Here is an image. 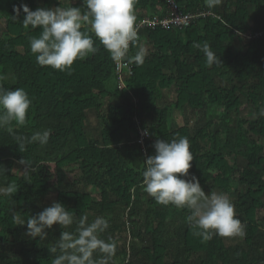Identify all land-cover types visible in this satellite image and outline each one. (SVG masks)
Listing matches in <instances>:
<instances>
[{"label": "trees", "instance_id": "16d2710c", "mask_svg": "<svg viewBox=\"0 0 264 264\" xmlns=\"http://www.w3.org/2000/svg\"><path fill=\"white\" fill-rule=\"evenodd\" d=\"M72 1L58 4L85 11L83 0ZM175 1L184 13L212 14L185 29L140 31L128 57L143 46L144 63H129L132 75L120 90L114 61L94 36L98 51L77 59L70 72L37 64L30 38L41 29L25 28V14L14 9L21 4L50 9L52 0H0V86L23 88L32 101L26 124H13L15 135L50 130L46 144L20 149L14 136L0 129V169L5 170L0 187L15 186L10 196H0V264H51L49 248L64 229L53 225L46 239L23 240L19 233L27 225L19 221L53 202L77 219L108 220L100 238L117 242L109 264H264V145L259 142L264 140V117L241 116L248 106L254 114L264 107V24L249 23L251 7L258 17L264 0H221L213 9L205 0ZM165 12V0H136V22ZM82 31L89 32L88 26L82 25ZM205 42L221 63L207 66L196 47ZM172 88L173 100L165 102L164 91ZM110 98L119 102L111 105ZM172 110L182 119L176 128L168 122ZM88 112L107 121L98 134L87 127ZM140 130L148 133L143 142ZM182 137L188 138L193 155L189 176L182 178L195 176L204 191L232 194L246 233L236 243L219 236L202 242L186 222L187 208L160 205L145 196L142 172L155 154L153 144ZM75 165L81 175L71 181L68 174ZM51 188L56 194L48 203Z\"/></svg>", "mask_w": 264, "mask_h": 264}, {"label": "clouds", "instance_id": "9594fccd", "mask_svg": "<svg viewBox=\"0 0 264 264\" xmlns=\"http://www.w3.org/2000/svg\"><path fill=\"white\" fill-rule=\"evenodd\" d=\"M220 2L205 0L209 9L215 8ZM135 4L136 0H83V13L80 7L31 10L26 4H21L14 11L17 15L21 10L25 14L22 22L25 28L41 29L38 37L30 38V51L37 64L60 72H70L77 59H84L98 51L93 36L114 62H124L127 57L128 63L137 66L144 63L146 50L143 46L128 57L130 45L135 46L138 42ZM82 25H87L89 32L82 31ZM196 47L204 54L207 66L221 63L207 42ZM31 103L23 88L10 90L0 86V129L13 135L20 149L29 143L44 145L50 137V130L47 129L35 131L30 137L15 135L13 124L17 127L26 124ZM254 115L264 117V108ZM153 147L155 154L144 162V192L157 204L187 208L190 214L186 222L202 242L214 236L242 238L246 235L244 225L226 193L206 194L195 176L191 179L182 178L189 176L193 159L187 137L171 141L157 139ZM4 171L0 169V174ZM14 191L15 186L11 184L0 187V196H10ZM25 223V234L32 239H46V230L53 225L64 229L59 240L49 248L50 253L54 254L51 264H109L116 254L117 242L112 238H100L109 228V222L103 216H97L91 222L87 215L77 219L62 203L53 202L35 216L19 221L20 225ZM73 224L76 225L75 229L68 230Z\"/></svg>", "mask_w": 264, "mask_h": 264}, {"label": "rangeland", "instance_id": "374dc122", "mask_svg": "<svg viewBox=\"0 0 264 264\" xmlns=\"http://www.w3.org/2000/svg\"><path fill=\"white\" fill-rule=\"evenodd\" d=\"M42 0H38V2L40 3ZM52 4L50 6V9H54L56 7H61L58 2H60V0H52ZM74 1V0H73ZM72 1V2H73ZM42 3V2H41ZM254 7H251V19L249 21L250 25L252 27H259L260 23L264 24V10L263 12L258 15V17H253L254 16ZM11 77H8V79L10 80ZM174 89L172 88L171 90L164 91V101L170 103L171 100H173V96H174ZM109 104L111 105H115L116 103L119 102V100L117 98H110L108 100ZM163 102V101H162ZM161 103V102H160ZM172 107V106H171ZM264 108V107H263ZM241 116L245 117L246 119L252 120L254 118V112H252V110L250 109V107L248 106L247 108H245L244 110L241 111ZM168 122L170 124V126L172 128H176L179 125L182 124V119L181 116L178 114V112H176L175 110H172L171 115L168 118ZM107 123V121H100L96 118L95 114H93L92 112H88L87 114V127L88 129L93 133V134H98L100 129L104 126V124ZM260 143H263L264 145V140L260 139L259 140ZM260 155H262L264 157V148L262 150V152L260 153ZM239 163L244 164V161L239 159ZM73 167V166H72ZM71 166H66V169H72ZM17 170V169H16ZM23 168H20L17 172L19 174H21L23 172ZM81 175L80 169L78 166H74L72 171L69 172L68 177L71 181H74L75 179H77V177H79ZM211 192H218V193H225L217 188H212L211 190L207 187L205 190L206 194H209ZM56 194V190L55 189H50V193L48 195L49 198L46 199V202L50 203L54 201V195ZM230 199H232V194L226 193ZM145 196L150 197L147 193L145 194ZM146 197V198H147ZM262 199L264 200V196L262 197ZM263 212V210H260L258 213V219L261 220V213ZM26 231H22V233H19L20 239H28V240H32V238L28 237L26 234ZM224 239L226 240V242L228 244L230 243H236L237 241H239L241 239V237H230V238H226L224 237Z\"/></svg>", "mask_w": 264, "mask_h": 264}, {"label": "built area", "instance_id": "2783aa9c", "mask_svg": "<svg viewBox=\"0 0 264 264\" xmlns=\"http://www.w3.org/2000/svg\"><path fill=\"white\" fill-rule=\"evenodd\" d=\"M165 3H166V12L164 13L163 16L144 17L136 22L138 34L140 31L146 28H155L157 26H162L163 28L166 29L170 27L185 29L188 28L197 18L205 17L207 15L212 14L203 11L184 13L179 8L175 0H165ZM114 73L117 79L118 88L120 90H124L126 87L124 79L127 76L129 77L132 75V70L129 63L126 60L120 63L114 62ZM144 136H145V131L140 130V138H139L140 142H143Z\"/></svg>", "mask_w": 264, "mask_h": 264}]
</instances>
